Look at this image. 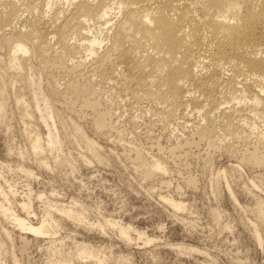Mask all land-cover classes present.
Segmentation results:
<instances>
[{"label": "rangeland", "instance_id": "1", "mask_svg": "<svg viewBox=\"0 0 264 264\" xmlns=\"http://www.w3.org/2000/svg\"><path fill=\"white\" fill-rule=\"evenodd\" d=\"M7 33L8 30L0 34V77L4 73L2 78L10 81V75L4 72L10 57V47L3 37ZM73 36L70 43L81 41L77 34ZM76 48L73 61L83 59L80 69L92 74L94 57L85 48ZM30 56L32 69L28 68L27 73L37 83L22 90L26 106L15 99L20 83L7 81L10 84L5 87V110L0 111V202L34 223L51 211L59 225L53 237L36 238L0 211V264H12L13 256L21 264H48L49 260L53 263L59 257L52 254V247L74 251L80 242L103 249L107 264H264V221L255 211L256 200L264 196V165L250 158V149L257 143L259 154L264 156V139H260L262 132L264 135L262 118L251 116L246 126L251 128L256 123L257 127L249 128L250 131L244 128L247 133L241 132L237 136L241 138L233 139L224 133L217 116L216 141L222 144L210 146L192 133L194 124L210 126L211 122L201 113L159 114L148 100H142L139 106L119 85L98 77L71 75L57 67L48 70L49 74L47 70L41 73L39 58L33 53ZM71 81L88 91L83 95L74 92L67 84ZM39 88L46 94L55 88L59 91L50 96L60 129V142L53 147L47 142L48 127L34 107L33 90L41 94ZM94 101L98 102L96 106L86 104ZM101 111L110 113L107 125L99 130L94 120ZM61 116L65 123L69 122L67 125ZM71 120L101 146L102 161L89 155L84 143L73 136ZM32 132L42 135L47 168L42 164L40 167L33 155ZM244 135H251L249 141ZM138 147L148 160L153 156L159 159L166 172L144 175L136 164L134 148ZM164 196L182 201L185 209H176ZM23 201H31V215L23 209ZM56 202L80 210L87 225L77 226L61 218L53 208L50 210L49 203ZM214 212L218 213V221ZM109 219L129 225L131 238L123 237ZM254 229L260 233L261 241ZM137 231L152 240L145 242ZM180 245L184 248L180 249Z\"/></svg>", "mask_w": 264, "mask_h": 264}, {"label": "bare ground", "instance_id": "2", "mask_svg": "<svg viewBox=\"0 0 264 264\" xmlns=\"http://www.w3.org/2000/svg\"><path fill=\"white\" fill-rule=\"evenodd\" d=\"M7 30L9 33L3 37H6L4 42L10 47V57L4 72L11 77L7 76L10 78L8 82L20 83L21 88L15 99L23 106L27 103L23 88H31L32 84L37 83L36 78L27 73L28 68L32 69L30 54L33 53L41 62V73L57 67L64 73H76L85 78L88 76V79L90 76L98 77L119 85L136 104L148 100L152 103V109L159 114L174 116L178 111L183 114L187 111L201 113L199 115L211 122H208L210 126L190 124L192 133L197 140L206 141L210 146L219 145L216 141L219 135L215 134V124L219 122H215L217 116L224 133L232 138H239L237 136L241 132L243 134L246 128L249 130L247 126L251 116L264 120V0H0V34ZM73 34L80 36L81 41L75 39L74 44L70 43ZM75 45L77 48L80 46L79 49L85 48L87 54L94 57L90 70L92 74L80 69L79 66L85 62L83 59L73 61ZM102 46L105 47L99 51ZM2 75L1 113L6 105L5 87L10 84ZM67 84L78 94L83 95L88 91V88L72 81ZM57 91V88L51 89L46 94L39 88V94L36 89L33 90L34 107L48 127L47 142L52 147L60 142V129L55 123L57 111L50 101V96H56ZM97 103L86 102L89 106H96ZM23 106H19L22 107L20 109ZM109 113L101 111L96 115L94 123L97 129L105 128ZM68 123L64 122V125ZM69 125L73 136L84 143L89 155L102 161L101 146L97 141L85 134L75 121ZM251 126L257 127L256 123ZM224 133L222 135L225 137ZM262 135L263 132L260 139H264ZM41 136L35 132L30 140L33 155L40 167L44 165L47 168L46 154L42 155L46 148ZM257 144L252 145L250 158L254 163L264 165V156L259 154ZM134 149L137 167L144 175L166 172V166L159 159L153 156L148 160L139 147ZM84 160L88 162L86 156ZM164 199L178 210L186 207L182 201L165 196ZM21 204L28 214L33 213L31 201ZM49 206L61 218L69 219L77 226L88 223L86 216L73 206L59 202L49 203ZM0 211L11 216L21 230L34 234L36 238L52 236L59 225L51 211L38 223L12 211L3 202H0ZM255 211L263 222L264 196L256 200ZM213 215L218 221V213L214 212ZM108 222L119 228L123 237L131 238L129 225L123 226L110 219ZM137 233L145 242L152 240L143 237L142 231ZM254 234L257 240H262L257 229H254ZM189 249L198 250L194 247ZM102 250L84 242L76 243L74 251L66 247H52V254L59 259L53 263L49 260L48 264H107ZM12 264L21 263L13 256Z\"/></svg>", "mask_w": 264, "mask_h": 264}]
</instances>
